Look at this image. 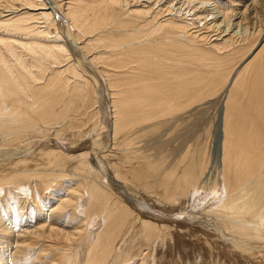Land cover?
<instances>
[{"label": "bare ground", "instance_id": "obj_1", "mask_svg": "<svg viewBox=\"0 0 264 264\" xmlns=\"http://www.w3.org/2000/svg\"><path fill=\"white\" fill-rule=\"evenodd\" d=\"M11 1L21 3L8 8L0 3V27L29 22L49 28L57 12L66 21V26L56 24L67 44L49 50L29 43L15 48L0 37V192L46 190L66 178L76 181L64 185L67 196L51 205L49 224L40 220L18 234L0 227V235L10 237L7 257L14 264L21 259L45 264L46 256V264H264V94L249 83L254 71L264 74V44L252 51L264 36V0H227L234 9L214 13L200 10L214 4L209 0L197 1L200 6L193 11L191 4L186 11L174 8L171 0L160 8V1L152 0ZM65 5L66 12L58 13ZM22 10L31 17L11 21ZM88 11L110 21L101 28L114 21L120 28L82 41L69 30L80 31ZM180 14L187 15L175 20ZM229 16L243 34L228 31ZM201 21L204 32L195 30ZM222 23L228 28L219 31ZM212 31L216 43L201 48L209 44H198L207 40L202 34ZM83 42L106 46H100L107 61L103 69L87 61L78 46ZM36 53L40 56L31 63L50 57L48 66H35L39 73L44 67L42 77L28 69L33 65L27 56ZM224 64H232L230 74L216 70ZM220 82L227 86L216 126L213 177H207L204 149L198 147H178V158L165 161L164 169L162 163L134 155L131 146L138 134L181 120L201 101V88ZM57 140L67 143V154L54 150ZM202 189L211 195L207 205ZM67 212L66 222L77 225L59 228L55 215ZM157 212L183 214L204 230Z\"/></svg>", "mask_w": 264, "mask_h": 264}, {"label": "rangeland", "instance_id": "obj_2", "mask_svg": "<svg viewBox=\"0 0 264 264\" xmlns=\"http://www.w3.org/2000/svg\"><path fill=\"white\" fill-rule=\"evenodd\" d=\"M1 1H3V0H1ZM57 1H58L59 4H64L63 2H60V0H57ZM79 1L80 2H85V3H88V4H91V2H92V1H87V0H79ZM152 1H154L155 3L160 1V4H159L158 8H160L161 5H163L161 7H164L165 4L167 3L166 2L167 0H152ZM184 1L183 0H174V1L171 0V4L173 5V3H174V5H173L174 8H177V7L180 8L181 7L182 10L183 9L185 10L191 4L190 7L192 8V11L194 10V8L196 9L197 6H198V8L200 6V4H198V2L200 0H189V1H191L190 3H187L186 2L187 0H184ZM203 1H208V0H203ZM219 1H221V3ZM193 2L194 3L196 2V4H194ZM208 2L210 3V5H211V3L213 4V2H214V4H216V8H215V5L213 4L214 7H213V5H211V6L208 5L205 8H201L200 9L201 11L203 9H207V10H210V11H212L214 13L217 10H219L220 8H223V9L224 8L225 9L229 8V9H232V10L234 9V6L232 7L231 4H229V5L226 4L227 0H224V1H222V0H217V1L209 0ZM0 3H2L3 6H7V8H8L10 6L18 7L21 2L20 1H15L14 2V1H11V0H4V2H0ZM186 4H187V6H186ZM222 4L225 5V6L223 7ZM66 6L67 5H65L64 7L61 6L59 8L60 12H58V13L62 14L63 12H66V10H64ZM175 6H177V7H175ZM182 10H181V12L184 13ZM30 15H31V13H29V12L27 13L25 10H22L21 12H19L17 14H13V16L10 17V19H11V21L14 20V19H18L19 17L22 18V19H27L28 17L29 18L31 17ZM186 15H181L180 14V16L176 17L175 20L184 19V17H186ZM262 16H264V15H262ZM103 19L104 18H100L99 16H94L92 12H89V11L85 12V17L81 20V26L82 27H81L80 31L77 32L76 29L73 30L72 27H71L70 30H69V33H72L73 35H77V38H80L82 41L85 39L87 42H89V40H91L92 38L91 39H86V37H88L90 35H95L97 33L99 36H101L100 34L103 33L104 31H107L109 29L110 30H115V28H120V26L117 25L118 21H116V22L114 21L113 23H111V25H107L105 28H101V26L104 27V25L107 24L108 22L110 23V21H108V22L104 21L103 22ZM111 19L113 20V18H111ZM187 19H188V17H187ZM229 19L230 20H228V18H227V21H230L229 25L231 24V26L233 28L227 24L228 22L227 23H222L221 25L224 24V26H222L223 29L220 26L221 29L219 31H223V30H225V29H227L229 27L228 31H230L232 33H236V30L239 29L237 32H239L240 34H243L244 32L242 31L243 30L242 27H239V28H235L234 27L235 22H234V20H231L232 16H229ZM5 20H6V18H3V20H1V21H5ZM157 20L161 21L159 18H157ZM185 21L188 22V20H186V19H185ZM231 21H232V23H231ZM49 22L51 24L49 26V28L47 27L48 25L44 24V23L43 24H28L29 22L22 24L23 27H21V26L20 27H18V26L14 27L13 26L12 28L11 27L10 28L0 27V37L2 35H4V37L3 36L2 37L6 41L7 40L10 41V42L7 41L8 44L13 45L15 48H17L20 45H26L27 46V43H29L33 47L35 46V48L37 47V48H43V49H47V50L52 49V48H58V47L65 48L64 46L67 44V41L64 40V38L62 37V34L60 35L59 32H61V30H60L58 24H63L64 26H66V21L63 20L60 16H58V14L56 12L52 16V18L50 17V21ZM101 22H103V24ZM203 22L204 21H201L200 23H197V25H195L197 27L195 30H201L202 32L206 31L205 29H202L203 28L202 27V23ZM246 22H247V25H245V26L247 27V30L250 31L249 30L250 29V26H249L250 22H249V20H246ZM246 22L244 21L243 23H246ZM56 23H58V24H56ZM225 24L228 25L227 28H226ZM224 27H225V29H224ZM42 28H43V30H42ZM46 28H48V29H46ZM102 30H103V32H102ZM214 32H215V30H214ZM214 32L212 31V32L204 33L205 35L202 34V36H206L207 37V40L204 39L205 41H202V43H198V44H200V45L203 44V46L205 45L204 43L209 42V44L207 43L204 47H201V48H206L207 49L208 47H210V45L216 43V41H212L216 37V36H213V35H215ZM239 33H238V35H239ZM238 35H236V36L238 37ZM97 36L95 35V38ZM93 38H94V36H93ZM263 39H264V36H262L261 40L258 41L257 45L260 44L259 46L256 47V44H255L252 47L253 53L257 52L262 47V45L264 44ZM14 40H16V42ZM87 42H85V43L83 42L82 44H80L78 46L82 49L83 53L86 55L85 57H86L87 61L91 60V64L93 63L94 66H96V67L100 66L101 69H103L102 66L106 65L107 61L104 58V56H102V49H104L106 46L104 44H102V45H99V47L100 46H105L104 48L103 47H100V48L99 47L98 48L93 47L92 48V46H88L89 43H87ZM56 43L60 44V45H57ZM45 45H47V46H45ZM85 45H87V46H85ZM97 51H98V53H97ZM261 51L264 53V49H262ZM34 55H36L37 57L33 58L32 54L27 56V58H28L27 59L28 60L27 64L28 65H31V64L33 65L31 68H28V69H30L31 72L36 73V75L39 74L40 77H42L41 73H42V70L44 69V67L40 68L41 73H39V68H37V67L38 66L40 67L41 65L48 66V64L50 62V57H48L47 55H43L42 58L44 60L46 58V61H45L46 64H44L45 62L43 61V59H40V61H39L40 63L36 59L37 63L35 64V63H31V62L34 61L35 58H38V56H40V55H38V53H36ZM211 56H214V55H210V57ZM67 57L70 60L69 56H67L65 54L64 58H67ZM31 58H33V59H31ZM73 61H74V58L71 61V63H73L75 65L76 63L73 62ZM93 64H92V66H93ZM35 66H37V67H35ZM50 66L52 67L53 64L52 65L50 64ZM101 69H100V71H101ZM216 70L225 71L227 74L228 73L230 74L233 71V67H232V64H231V66H228V64H224V65H221L219 67L217 66ZM258 70L254 71L255 73H254L253 76H251V80H249V83L253 87H256L259 90H262V92L264 94V74L258 73L257 72ZM47 71H50V69H48ZM226 86H227V82L224 83V85H223V83L220 82L218 85H216L214 87H211V88H207V87L201 88V91L198 92V93H201V96H202L201 97V101L198 104H195L197 106L190 107L185 112V114H183V116L180 115V116H182L181 120H178V121L176 120L175 121L176 123L175 122L173 123V121H172L169 125L167 124L165 126H162V127L158 128L156 131L154 130L153 132H150V133H140V134H138L137 137L134 138L133 144L131 146L132 149H133V150L132 149L131 150L135 153L134 155L137 158H140V160H143V161H150V162H153V163H156V164L157 163L158 164L162 163V165L164 164L163 165L164 167L162 166L161 168L164 169V168L167 167V166H165V164L167 162L170 163L171 161H175L178 158V157L175 156V154L180 152L179 151L180 147L182 148L183 146H185L187 148V146H188L191 149H196V147H198V148H200V150L204 149V151L202 150V152H204L205 153L204 155L206 156V161H207L206 162V164H207L206 167H207V169H206L205 173L206 174L208 173L207 174L208 178L209 177L210 178L213 177L214 172L216 170V167L218 166L217 165L218 159H217V148L216 147H218V140H219V135L218 134L219 133L217 132L218 131V129H217L218 124L217 123H218V120H219V110H220L221 102H222V98H223L222 97L223 96V90H224V88ZM41 140L38 141L39 144L43 143V139H41ZM101 144H103L102 141H101ZM54 145H53V147L56 148V149L53 148L54 150H58L59 152H64L65 154L68 153L67 148H66L67 143H65V141L57 140ZM39 146L40 145H38L37 147H39ZM186 148H185V150H186ZM1 157H3V156L0 153V158ZM6 157H9V156H6ZM142 157H143V159H142ZM165 161H167V162H165ZM168 164H166V165H168ZM67 179H69V178L63 179L60 182L57 181L56 182L57 184H55V183H54L55 185L52 184L46 190L42 189V188H34V190H33V188L31 187L32 189L30 188L31 190H29L28 192H26L27 190L23 191V192L22 191L18 192L17 190L15 191L13 188H9L7 191H1L0 192V219L2 218L0 220L1 229L7 228L8 231H9V229L11 228L10 232L12 230V232H14V234L15 233L18 234L19 232L21 233V232H24L26 230L32 229L33 227L36 226V224L40 220L46 222V224H49L48 222L50 221V218L47 219L48 220V222H47L46 216H48V215H46V214H49V215L51 214V212L53 211L54 206L57 204V201L60 200L59 199L60 196H61V198L62 197L64 198V197L67 196V194L64 193L66 188L63 189V186L65 185V186L69 187V185H71L72 183H75V181H76L75 179L74 180L73 179H69L67 181ZM31 191H32V194H29ZM8 192L11 193L10 196H12V197L9 196ZM54 193H55V195H53ZM42 194H43V197H42ZM55 196L58 197V198H54V200H53V197H55ZM210 196L211 195H209V192L207 190H204V189L201 190L200 197L204 199L203 200L204 205H207V204L210 203V202H208V199L210 198ZM15 197L19 198L18 199L19 201ZM45 197L48 198V199H46ZM4 199H5V201H4ZM34 199H36V200H34ZM32 200H33V202H32ZM15 201L19 202V203H16ZM41 201H43L44 203L41 202ZM6 202H7V204H6ZM26 202L28 203V205H27ZM15 203H16V205H15ZM45 205H47V206H45ZM51 205H54V206L52 207ZM201 206H202V201H201ZM17 208H18V210H17ZM31 208H33V209H31ZM4 209H5V211H4ZM37 209H38V211H37ZM46 209H48V210H46ZM39 212H41V213L39 214ZM67 213H65V215L63 213H61L60 215L59 214L55 215V217L57 218V220H55L56 221L55 223L57 224L56 226L59 225L58 226L59 228L61 226H62L61 228H70V227H74V226L77 225L76 223L73 224V222H71V224L66 222L67 220H69V217H70V214H71V213L69 214V212H67ZM157 215L161 216V217H172L174 221L177 220V221H181V222H184V223H188L190 225V221H188V217H186L183 214L167 215V214H165L163 212H157ZM18 216H21V217H18ZM41 216H43V217H41ZM59 216H60L61 220H60ZM66 217H67V219H65ZM18 221H20V222H18ZM57 221H59V224L57 223ZM193 222H196V220L193 221ZM190 227H196V229L204 230L201 226H198V225H193V226L190 225ZM11 235L12 234H10V236ZM0 238H1L0 241L2 242V243H0V264H10V263L12 264L13 263V261H11L12 258L11 257H7L8 255L5 254V253H7V250H6L7 249V245H6V243L9 242L10 237H8V239L6 240L5 238H7V237H6V234H5V235H0ZM3 239L6 240L5 244H4ZM5 245H6V247H5ZM2 246L5 247V248H3ZM4 251H6V252H4ZM204 253H205V251H201V250L199 251V254H201V255L204 254ZM173 254H174V252H173ZM173 254H172V257H173ZM44 260H45V264H46V262L50 260V257L46 256V257H44ZM20 261H21L20 264H22V262H24L23 264H25V263L27 264V262H29L30 260L21 259V260H19V262ZM17 262H18V260H17ZM19 262L17 264H19ZM29 263L32 264L31 262H29ZM173 263L174 264H183L182 261L181 262H175L174 260H173Z\"/></svg>", "mask_w": 264, "mask_h": 264}]
</instances>
